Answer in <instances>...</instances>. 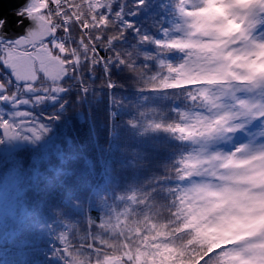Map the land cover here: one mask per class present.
<instances>
[{
	"label": "clouds",
	"instance_id": "1",
	"mask_svg": "<svg viewBox=\"0 0 264 264\" xmlns=\"http://www.w3.org/2000/svg\"><path fill=\"white\" fill-rule=\"evenodd\" d=\"M33 21L59 71L3 59L0 149L86 111L101 161L61 160L40 264H264V0H41Z\"/></svg>",
	"mask_w": 264,
	"mask_h": 264
},
{
	"label": "trees",
	"instance_id": "2",
	"mask_svg": "<svg viewBox=\"0 0 264 264\" xmlns=\"http://www.w3.org/2000/svg\"><path fill=\"white\" fill-rule=\"evenodd\" d=\"M73 27L75 32H80V28H75V25ZM84 31L88 29L84 28ZM43 45L51 47L48 41H44L30 49L28 54L38 51ZM25 48L28 51L29 47ZM98 53L107 58L105 50L98 48ZM48 61L52 71L38 73L41 80L45 74L53 79L57 77L59 69L54 71V67H58L55 60L49 57ZM97 72L99 76L103 75L102 68L98 67ZM2 75L0 72V79L4 78ZM51 114V107L45 108L43 114L37 112L41 119ZM94 115L102 144V112L95 110ZM82 118L84 124L80 123L81 117L77 116H73L71 121L65 119L56 124L52 135L36 149H0V264H40L45 259L43 253L48 251V245L42 234L37 232L36 224L46 219L41 207L44 193H55L58 196L64 190L56 180L58 171L65 167L61 160L75 156L77 159L70 161L68 166L88 173V169L83 168L81 157L83 154L92 155L96 173L99 174L101 161L96 156L92 133L86 122V111ZM69 140L72 141L71 146Z\"/></svg>",
	"mask_w": 264,
	"mask_h": 264
},
{
	"label": "water",
	"instance_id": "3",
	"mask_svg": "<svg viewBox=\"0 0 264 264\" xmlns=\"http://www.w3.org/2000/svg\"><path fill=\"white\" fill-rule=\"evenodd\" d=\"M30 0H0V38L16 40L19 44L25 43L30 47L46 41V32L30 27L34 24L33 18L38 12L27 14L26 7ZM29 50V49H28Z\"/></svg>",
	"mask_w": 264,
	"mask_h": 264
},
{
	"label": "rangeland",
	"instance_id": "4",
	"mask_svg": "<svg viewBox=\"0 0 264 264\" xmlns=\"http://www.w3.org/2000/svg\"><path fill=\"white\" fill-rule=\"evenodd\" d=\"M40 3L41 0H31L27 5V14L31 11L38 10V5ZM4 45L6 48L0 51V72L3 73L2 77H4L3 59L9 60L14 65L15 69L22 72L24 75L37 76L38 73H45L49 70L52 71L50 68L51 65L47 63L49 62V57L46 56L43 47L38 51L35 50L33 53L28 54L30 53V49L27 51L24 45L18 47L14 42H5ZM57 68L58 67H54V71H56Z\"/></svg>",
	"mask_w": 264,
	"mask_h": 264
},
{
	"label": "snow or ice",
	"instance_id": "5",
	"mask_svg": "<svg viewBox=\"0 0 264 264\" xmlns=\"http://www.w3.org/2000/svg\"><path fill=\"white\" fill-rule=\"evenodd\" d=\"M0 26H2V25H0ZM21 74H23L22 72H20Z\"/></svg>",
	"mask_w": 264,
	"mask_h": 264
}]
</instances>
